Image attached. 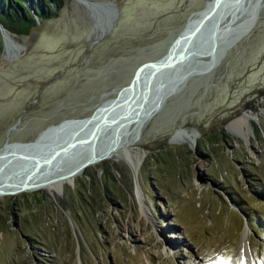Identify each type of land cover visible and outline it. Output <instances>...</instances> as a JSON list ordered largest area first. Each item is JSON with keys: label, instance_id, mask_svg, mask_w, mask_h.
<instances>
[{"label": "rangeland", "instance_id": "374dc122", "mask_svg": "<svg viewBox=\"0 0 264 264\" xmlns=\"http://www.w3.org/2000/svg\"><path fill=\"white\" fill-rule=\"evenodd\" d=\"M91 1L119 10L104 35L79 0L27 35L10 33L23 49L15 59L0 52V145L11 127L8 141H29L88 115L138 63L161 57L207 0ZM255 6V27L176 83L141 124L131 145L141 158L136 185L128 162L105 158L60 192L0 195V264H243L244 228L251 264H264V0ZM111 13L97 9L98 25ZM244 113L256 117L250 131Z\"/></svg>", "mask_w": 264, "mask_h": 264}, {"label": "water", "instance_id": "95a60500", "mask_svg": "<svg viewBox=\"0 0 264 264\" xmlns=\"http://www.w3.org/2000/svg\"><path fill=\"white\" fill-rule=\"evenodd\" d=\"M79 1L90 11L92 30H98L99 35L106 34L119 13L115 3L113 1ZM256 2L257 0L205 1L203 8L192 12H198L197 18L188 25L185 21L181 30L170 40L161 57L138 63L127 83L118 88L113 97L101 101L88 115L64 118L56 124H48L29 141L12 140L6 143L8 133L13 130V127L9 128L0 145V181H3L0 183V195H13L39 188L41 184L29 180L30 177L40 174L41 171L43 174L44 170L51 171L56 166L67 167L71 162L80 160L85 148L91 149L89 157L65 175H74L79 168H83L88 163L105 159L106 155L99 156L96 150L108 146L115 148L116 139L122 135V128L136 119H141V111L145 106L155 100V107L158 108L163 99L162 96L171 91L176 83L187 74L203 68L198 58L210 55V65L216 63L222 52L232 45L233 40L227 39V34L231 23L237 17L236 13L249 7L248 14L243 20L249 26L252 25L251 21L255 23ZM104 7H110L114 14L111 13V18L99 26L95 12ZM226 17L229 19L224 23L223 30L215 28ZM33 18L37 23L34 14ZM0 39L1 51H5V40L10 41L14 48L9 54V59H15L19 51L23 49V46L15 42L1 24ZM8 149L10 151L7 152ZM47 167L49 169H46ZM129 169L136 185V171ZM12 177L21 178L18 179V183H14L8 180ZM3 185L15 186L7 190L2 187Z\"/></svg>", "mask_w": 264, "mask_h": 264}, {"label": "bare ground", "instance_id": "6f19581e", "mask_svg": "<svg viewBox=\"0 0 264 264\" xmlns=\"http://www.w3.org/2000/svg\"><path fill=\"white\" fill-rule=\"evenodd\" d=\"M228 7H231V6L228 5ZM197 13H192L188 17L187 25L189 23H191L195 18H197V16H198ZM228 19H229V17H226L215 28H218L219 30H221V29L223 30V27H225L224 23H226L228 21ZM242 21H243L242 24L239 25L240 29L237 32H235L236 34H234L232 39H231V40H233L232 45L239 39V37L241 35L248 34L250 29H252V27L255 25L252 21H251L252 25H250V26L247 24V22L245 20H242ZM236 29H237V26H236ZM229 46H231V45H229ZM5 50L9 53H10V51L14 50L13 46L10 44V41L8 42V40H5ZM202 58H203V60L200 64L203 65V68L198 69L197 71L203 70L205 67H208L211 63L210 62V55L204 56ZM205 58H207V59L204 61ZM166 93H168V92H166ZM163 96H162V98H163ZM155 104H156V101L154 100V102L145 106V108L141 111V119H136L133 122H131L130 124H128L127 126H125V128H122L123 131L121 129L122 135L118 139H116L117 142H116L115 148H112L111 146L102 147L101 150H96V154L99 156H105L106 155L105 158L124 159L126 162H128L130 164L129 168H132L137 172L139 165L141 163V158H139V156L136 155V153H133L134 150L132 149L131 145L137 141V135L139 133V129H140L143 121H146L147 119L152 117L155 114L156 110L158 109L157 107H155ZM251 118L256 119L255 116L248 114V113H244L243 116H241V120L247 125L248 131H250L248 122ZM107 132H110V131H107ZM176 141L177 140H175V143H176ZM8 142L9 141L7 140L6 143H8ZM177 142H179V141H177ZM8 151H10V149H8L7 152ZM90 152H91V149L85 148L84 151L82 152L83 156L80 158V160L77 159V160L71 162V164L68 165L67 167L56 166V167L52 168L51 171H50L49 167H47L46 169H49V171L44 170L43 174L41 171L40 174H36V175L30 177L29 180L41 184V186L37 189L42 188V189H46V190H49V191L55 192V193L60 192L64 183L72 184L73 178L76 175L80 174L88 165H90V164L92 165L93 163H96L98 161V160H96L92 163H88L83 168H79L75 172L74 175H65L71 169L76 168L80 162H83L85 159H87L89 157ZM140 155H142V157H143L144 153H140ZM61 175H65V176L59 177ZM20 178L21 177H19V178L18 177H16V178L12 177L8 180L13 181L14 183H18L17 181ZM2 182L3 181H0V183H2ZM15 185H11V186L3 185L2 187L9 190V189H13V187ZM21 192H23V191H21ZM15 194H17V193H15ZM247 230H248V228H244V230L241 233V242H240L241 255H240V258H241V260H243V264H251L252 260H253V262H255L254 257L251 254V250H249V252H248V233H247Z\"/></svg>", "mask_w": 264, "mask_h": 264}, {"label": "trees", "instance_id": "16d2710c", "mask_svg": "<svg viewBox=\"0 0 264 264\" xmlns=\"http://www.w3.org/2000/svg\"><path fill=\"white\" fill-rule=\"evenodd\" d=\"M65 0H0V24L11 34L17 36L27 35L35 25L33 14L39 22L58 15L59 10L63 6ZM30 6V7H29ZM33 12V14H32ZM2 46L0 41V52ZM108 174L102 171L100 183H104V176ZM88 188L93 185L96 190V182L94 179L87 181ZM105 187V186H104ZM87 188V189H88ZM89 196L88 193L77 191V196ZM78 198V199H79Z\"/></svg>", "mask_w": 264, "mask_h": 264}]
</instances>
